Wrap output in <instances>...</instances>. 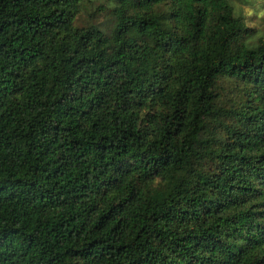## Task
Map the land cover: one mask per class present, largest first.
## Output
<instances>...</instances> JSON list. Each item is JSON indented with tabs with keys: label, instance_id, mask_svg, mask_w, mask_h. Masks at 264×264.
Segmentation results:
<instances>
[{
	"label": "trees",
	"instance_id": "trees-1",
	"mask_svg": "<svg viewBox=\"0 0 264 264\" xmlns=\"http://www.w3.org/2000/svg\"><path fill=\"white\" fill-rule=\"evenodd\" d=\"M236 1L0 0V264H264Z\"/></svg>",
	"mask_w": 264,
	"mask_h": 264
},
{
	"label": "rangeland",
	"instance_id": "rangeland-1",
	"mask_svg": "<svg viewBox=\"0 0 264 264\" xmlns=\"http://www.w3.org/2000/svg\"><path fill=\"white\" fill-rule=\"evenodd\" d=\"M235 6L243 12L242 15L258 35L264 32V0H238Z\"/></svg>",
	"mask_w": 264,
	"mask_h": 264
}]
</instances>
